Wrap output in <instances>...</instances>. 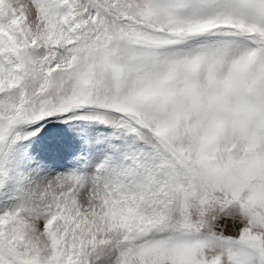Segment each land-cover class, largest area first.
<instances>
[{
  "label": "snow or ice",
  "instance_id": "1",
  "mask_svg": "<svg viewBox=\"0 0 264 264\" xmlns=\"http://www.w3.org/2000/svg\"><path fill=\"white\" fill-rule=\"evenodd\" d=\"M64 116L119 143L33 186L12 147ZM9 185L0 264H264V0H0Z\"/></svg>",
  "mask_w": 264,
  "mask_h": 264
},
{
  "label": "rangeland",
  "instance_id": "2",
  "mask_svg": "<svg viewBox=\"0 0 264 264\" xmlns=\"http://www.w3.org/2000/svg\"><path fill=\"white\" fill-rule=\"evenodd\" d=\"M23 132H35V135L17 141L9 162L33 186L70 171L86 179L91 177L96 165L109 154V144L119 143L120 135L111 126L67 116L52 117L43 125L26 126ZM18 203L11 185L0 188V210Z\"/></svg>",
  "mask_w": 264,
  "mask_h": 264
},
{
  "label": "crops",
  "instance_id": "3",
  "mask_svg": "<svg viewBox=\"0 0 264 264\" xmlns=\"http://www.w3.org/2000/svg\"><path fill=\"white\" fill-rule=\"evenodd\" d=\"M14 146V145H13ZM14 148V147H13Z\"/></svg>",
  "mask_w": 264,
  "mask_h": 264
}]
</instances>
